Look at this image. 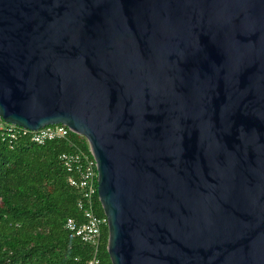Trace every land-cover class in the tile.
Returning <instances> with one entry per match:
<instances>
[{
    "label": "water",
    "instance_id": "obj_1",
    "mask_svg": "<svg viewBox=\"0 0 264 264\" xmlns=\"http://www.w3.org/2000/svg\"><path fill=\"white\" fill-rule=\"evenodd\" d=\"M0 116L86 138L111 264H264V0H0Z\"/></svg>",
    "mask_w": 264,
    "mask_h": 264
},
{
    "label": "trees",
    "instance_id": "obj_2",
    "mask_svg": "<svg viewBox=\"0 0 264 264\" xmlns=\"http://www.w3.org/2000/svg\"><path fill=\"white\" fill-rule=\"evenodd\" d=\"M88 149L86 138L73 132L37 144L29 134L10 139L0 131V264H88L92 247L65 228L67 218L83 217L79 192L59 159ZM96 202L95 212L105 216ZM107 236L105 225L99 264H111Z\"/></svg>",
    "mask_w": 264,
    "mask_h": 264
},
{
    "label": "built area",
    "instance_id": "obj_3",
    "mask_svg": "<svg viewBox=\"0 0 264 264\" xmlns=\"http://www.w3.org/2000/svg\"><path fill=\"white\" fill-rule=\"evenodd\" d=\"M2 120L0 116L2 136L16 139L21 135L29 134L30 140L37 144L66 138L71 132L64 124L46 125L32 131ZM59 159L65 169L71 173L70 184L79 192L80 198L77 203L83 217L82 222L67 218L65 228L92 247L93 254L88 264H99L98 251L102 238V228L107 225V219L106 216H100L95 212L98 195L97 170L93 156L89 150L88 152H64L59 156Z\"/></svg>",
    "mask_w": 264,
    "mask_h": 264
}]
</instances>
